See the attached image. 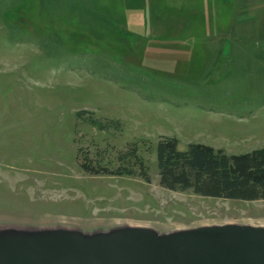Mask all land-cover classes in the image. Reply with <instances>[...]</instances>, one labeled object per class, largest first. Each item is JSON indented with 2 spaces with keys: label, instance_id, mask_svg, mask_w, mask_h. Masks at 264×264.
I'll use <instances>...</instances> for the list:
<instances>
[{
  "label": "rangeland",
  "instance_id": "obj_1",
  "mask_svg": "<svg viewBox=\"0 0 264 264\" xmlns=\"http://www.w3.org/2000/svg\"><path fill=\"white\" fill-rule=\"evenodd\" d=\"M162 135L264 145V0H0V229L264 225L262 199L162 187ZM131 144L149 181L80 167Z\"/></svg>",
  "mask_w": 264,
  "mask_h": 264
},
{
  "label": "water",
  "instance_id": "obj_2",
  "mask_svg": "<svg viewBox=\"0 0 264 264\" xmlns=\"http://www.w3.org/2000/svg\"><path fill=\"white\" fill-rule=\"evenodd\" d=\"M0 264H264V225L0 229Z\"/></svg>",
  "mask_w": 264,
  "mask_h": 264
},
{
  "label": "trees",
  "instance_id": "obj_3",
  "mask_svg": "<svg viewBox=\"0 0 264 264\" xmlns=\"http://www.w3.org/2000/svg\"><path fill=\"white\" fill-rule=\"evenodd\" d=\"M177 144L174 136L162 135L158 139L155 152L162 187L213 198L264 200V145L244 153L229 154L203 143H189L185 150H180ZM138 150V146L131 144L119 151L114 169L102 165L98 158L93 164L85 153L80 167L92 173L138 175L149 181V165Z\"/></svg>",
  "mask_w": 264,
  "mask_h": 264
}]
</instances>
